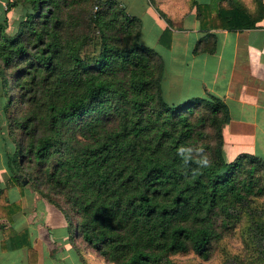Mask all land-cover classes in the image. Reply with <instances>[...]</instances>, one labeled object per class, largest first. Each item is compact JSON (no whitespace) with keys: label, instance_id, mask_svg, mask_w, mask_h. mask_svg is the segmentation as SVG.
Wrapping results in <instances>:
<instances>
[{"label":"trees","instance_id":"1","mask_svg":"<svg viewBox=\"0 0 264 264\" xmlns=\"http://www.w3.org/2000/svg\"><path fill=\"white\" fill-rule=\"evenodd\" d=\"M188 4L178 23L155 9L173 29L194 11V54L216 50L213 30L264 17V0ZM8 6L20 13L11 31L0 21V133L15 143L6 147L12 181L26 177L107 264H264V160L224 159V100L169 103L163 57L140 42L141 18L122 0ZM181 146L203 148L212 166L185 165ZM7 196L0 188V216L12 221L19 203Z\"/></svg>","mask_w":264,"mask_h":264},{"label":"crops","instance_id":"2","mask_svg":"<svg viewBox=\"0 0 264 264\" xmlns=\"http://www.w3.org/2000/svg\"><path fill=\"white\" fill-rule=\"evenodd\" d=\"M125 1L127 11L133 15L141 18L139 12L150 13L152 23L148 27L152 33H145L146 27L143 30L142 26L139 40L154 47L163 57L165 99L176 104L208 93L219 96L229 113L222 129L224 159L232 161L241 153H249L264 160V17L253 28L213 30L217 36L216 50L194 54V45L202 32L193 10L189 13L191 23H183L185 29H173L151 3L144 2L131 11V3ZM19 18L18 7H9L8 0H0V21L7 20L8 31ZM166 27L171 34L161 40ZM6 147L15 149V143H5L0 133V188H7L9 202H18L19 210L12 215V221L0 216V264H86L85 260L94 255L82 243L72 242L70 218L30 183L12 181ZM48 209L61 226L68 225L65 239L53 233L56 222ZM70 252L75 259L68 262Z\"/></svg>","mask_w":264,"mask_h":264},{"label":"rangeland","instance_id":"3","mask_svg":"<svg viewBox=\"0 0 264 264\" xmlns=\"http://www.w3.org/2000/svg\"><path fill=\"white\" fill-rule=\"evenodd\" d=\"M122 1H123L124 4H126L125 0H122ZM127 1L129 3H131L130 4V6L132 8L131 11H134L135 9H137V7L138 8L141 7V4H144V2H147L148 4L151 3L150 2L151 0H127ZM152 1L154 2L156 8H158L161 11L166 12L167 14L170 15V17H174L175 18V20H174L175 23H178V21L180 19V16L187 11L188 6H189L188 0H152ZM139 13H141V15H142L141 16V25L143 26V30L146 27L145 33L151 34L152 33L151 29L148 27L152 23V21L149 19V14L150 13L146 12L144 14V11L143 12H139ZM187 16H186L187 18L185 17L186 19L183 18L182 22L183 23L185 22V24L189 25L191 23L190 21L192 19H191L189 14ZM1 126H2V124H1ZM4 126L5 125H3V127ZM3 130L5 131L6 129L4 128ZM7 195H8V190H7ZM43 209L45 210V208H43ZM48 214L50 216H52L53 217V221L56 222L54 228L52 229L53 233L57 237H59L61 239H65V234L67 235V233L65 231V228H68V225L66 224L65 226H61L59 224V219H56V217H55L56 215L53 214L50 209H48ZM71 240H72V242H74L76 244H80L82 242L79 238H77L75 236H73L71 238ZM66 242L69 243V239H67ZM74 259H75V256L73 255L72 252H70V256L67 258L68 262H71ZM85 261H86V264H107V263H105L103 261H98L96 259V257H94V256H93V258L92 257L87 258ZM197 262L199 263V261H197ZM204 264H208V263H204Z\"/></svg>","mask_w":264,"mask_h":264},{"label":"clouds","instance_id":"4","mask_svg":"<svg viewBox=\"0 0 264 264\" xmlns=\"http://www.w3.org/2000/svg\"><path fill=\"white\" fill-rule=\"evenodd\" d=\"M177 155L181 157L185 165L194 160V162L199 166L198 170L212 166V161L203 148L197 147L193 149L191 147L181 146L177 150Z\"/></svg>","mask_w":264,"mask_h":264},{"label":"water","instance_id":"5","mask_svg":"<svg viewBox=\"0 0 264 264\" xmlns=\"http://www.w3.org/2000/svg\"><path fill=\"white\" fill-rule=\"evenodd\" d=\"M16 177L21 180L22 184H26L28 179L26 177H23L21 174H16Z\"/></svg>","mask_w":264,"mask_h":264}]
</instances>
